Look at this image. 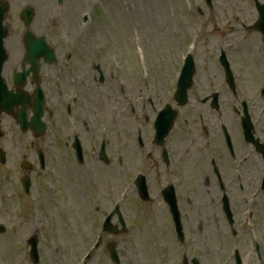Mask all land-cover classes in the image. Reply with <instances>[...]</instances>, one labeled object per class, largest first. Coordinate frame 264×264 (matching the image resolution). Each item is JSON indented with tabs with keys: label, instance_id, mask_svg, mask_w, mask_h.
Returning <instances> with one entry per match:
<instances>
[{
	"label": "rangeland",
	"instance_id": "1",
	"mask_svg": "<svg viewBox=\"0 0 264 264\" xmlns=\"http://www.w3.org/2000/svg\"><path fill=\"white\" fill-rule=\"evenodd\" d=\"M161 2H162V8H160L158 6V4H157V7H158V11H159L160 15L163 16V14H165V13L167 14V10H166V6L164 5L165 4L164 0H161ZM160 10H162L163 12L161 13ZM160 25L162 26V31H165V30L168 29V25L164 24L163 21L160 22ZM6 123L8 124L9 122L7 121ZM11 162H13V161H11ZM150 217H151L152 220H156L157 221V224H161L162 223L163 216L161 214L154 212V213H152V215H150ZM1 218H2V220H4V222H6L8 224V222H9V215L7 213H3V215H1ZM137 218L139 220V217L138 216H137ZM148 224L149 223H146V224L143 223L142 224V229L135 233V237L136 238L137 237H140L142 239L147 240V242H148V246H143L142 247L143 256L146 259H150V257L154 256L155 253H156L154 243L150 242L149 240L153 239L154 237H159L160 236L159 231L155 230V228L151 224H149V226H148ZM8 227L10 228L9 225H8ZM26 230H27V228H25V232H26ZM12 233H14V232H12L9 229L7 235L10 237V235ZM145 240H142L141 241L142 242V245H143V243H144ZM70 249H71V247H68V250H70ZM4 253H5V249H1L0 248V254L2 255ZM0 260H4V259L0 256Z\"/></svg>",
	"mask_w": 264,
	"mask_h": 264
}]
</instances>
